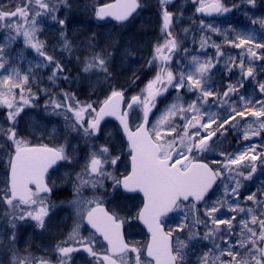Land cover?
I'll use <instances>...</instances> for the list:
<instances>
[{"label": "snow or ice", "instance_id": "obj_1", "mask_svg": "<svg viewBox=\"0 0 264 264\" xmlns=\"http://www.w3.org/2000/svg\"><path fill=\"white\" fill-rule=\"evenodd\" d=\"M172 2L158 0L164 40L154 46L149 66L157 62L159 70L140 94L126 99L124 89L109 85L105 98L94 104L81 102L72 93L52 94L44 90L49 94L46 110L50 108L53 114L65 118V143L49 146L32 143L20 135L19 118L36 98L32 92L36 79L33 69H48V80L53 84L60 79L68 80L65 67L49 54L46 43L39 38L40 24L48 17L61 26L63 50L71 52V42L64 35L66 21L58 19L56 0H21L22 6L13 0L11 8L7 0H0V28L8 32L5 44L11 45L22 37L38 57V62H29L28 70L21 72L13 66L5 44H0V107L6 109V126H0V158H6L4 179L0 181V218L7 224L5 247L10 253L9 264H51L50 260L31 253L21 255L16 248V229L25 221L45 228L50 210L55 207L49 199L53 193L49 171L58 162L72 163L69 152L76 149L67 141V135L72 133L85 141L89 151L82 171L76 173L73 199L68 202L74 209L71 233L55 246L58 264H71L72 254L80 251L88 255L89 264H264V192L260 196L250 193L244 202L240 199L244 182L252 180L258 167L264 169V146H259V151L255 144L235 152L220 151L218 156L222 159L210 162L205 157L206 153L217 152V133L223 137L229 131H239L242 140L249 141L264 132V82L256 81L259 98L241 92L249 78L255 81L256 64L264 61V42H257L253 35L247 34L225 38L224 43L241 50L238 58L226 59L227 71L237 69L240 79L227 84L222 92L214 87L211 74L225 53L222 45L210 43L209 37H200L199 50L211 46L216 50L215 57L202 58L184 48L191 59L187 66L174 72L171 63L181 50V42L173 35L174 18L179 17L169 11ZM59 3L67 6V0ZM194 3L198 5L195 11L201 14L230 10L219 0L211 5L204 0ZM247 3L254 5L255 0ZM140 8V0H114L100 7L96 16L125 22ZM260 23L264 25V20ZM199 28L201 32H220L203 20ZM110 60L111 53L105 50L92 52L83 61L82 72L89 77L95 75L97 82L101 77L107 82L111 79ZM260 67L264 71V64ZM169 88L178 93L176 100L150 127V114L157 99ZM181 90L195 93V99L185 104L179 95ZM210 98L213 105H209ZM213 106L217 111L209 110ZM106 117L119 121L127 139L130 159L127 174H116L121 157L113 154L107 142H96L103 134L102 122ZM177 117L182 126L176 124ZM248 117L253 119L248 121ZM106 182H110L111 193ZM216 189L221 191L217 193ZM85 190H101L107 195L120 190L142 193L143 202L136 219L147 226L150 241L143 248L127 242L123 235L125 220L119 212L106 207L108 201L103 196L85 197ZM247 201L252 202L251 206H247ZM224 210L233 215L225 217ZM171 213L178 215L180 223L166 231L164 218ZM84 224L92 230L89 236L81 234ZM234 228L239 231L234 233ZM177 232L185 233V239L176 237L174 243ZM193 255L195 261L190 259Z\"/></svg>", "mask_w": 264, "mask_h": 264}, {"label": "rangeland", "instance_id": "obj_2", "mask_svg": "<svg viewBox=\"0 0 264 264\" xmlns=\"http://www.w3.org/2000/svg\"><path fill=\"white\" fill-rule=\"evenodd\" d=\"M76 0L72 2V4L76 5ZM108 2L110 0H92L90 3H86V6L83 5V10L88 9L89 11H95L96 7L99 5L100 2ZM15 4L22 6L21 0H14ZM58 9H63L60 6L59 0H56ZM141 6L142 11H146V7L156 6L157 11L155 13L160 16L161 19V13L159 9V5L155 2H158V0H147L146 2L144 0H141ZM205 4L207 3V0H204ZM8 7L13 6V0H7ZM78 4V3H77ZM172 5L174 7L172 8L173 11H175V17H179V19L174 18L173 22V35L177 37V39L181 42V50H179L172 59V70L174 72H177L180 70V68L187 66L188 61L191 59V56L188 53H185L183 51L184 48H187L189 50V53L192 55H200L202 58L207 57H215L216 50L215 48L211 46H206L204 51L199 50V39L201 36L209 37L210 43L215 42L216 39L225 41V38L227 39H233V36L240 35V34H247V35H253L257 42H264V25L260 23L261 20H264V1L255 0V4H248L247 0H223V5L228 7L230 10L227 13H224L220 19L215 20L213 22H204L205 24H213L215 27L220 29L219 33H213L210 30H205L201 32L199 26L200 23H194L192 21V12H195V8L198 6L194 3V0H173ZM65 10V9H63ZM171 10V9H170ZM68 11V10H66ZM68 14V12H66ZM145 13H143L144 15ZM142 17V16H141ZM15 19V18H14ZM255 20L256 23H252V21ZM75 21V20H74ZM73 21V22H74ZM162 22V19H161ZM105 25L101 26L102 28L98 31V38L95 42L93 38L96 37L97 33L92 34L93 38H88L91 41L92 47H89V44L86 43L85 46L75 47L72 45V51L66 52L63 50L62 44V37L61 32H58L59 28L54 26L52 29H47L50 32L46 33L42 30V26H40L41 31L39 33L40 40L44 41L46 43L47 51L50 55H54L56 59L65 67V74L68 76V80L60 79L53 84L52 81L48 80V76L50 75V71L48 69H33V71L36 72V79L33 87H36V89L32 90L33 93H35L36 98L32 101L31 107H26L24 112L21 113V116L19 118V126H18V133L22 135L25 139L29 140L32 143H46L50 146H57L59 144L65 143V118L63 116L55 115L51 112V109L48 108L46 110V104L49 100V94L46 93L44 90H49L52 94H59L61 92H68L75 95L76 99H78L81 102H88V103H94L101 101L105 98V93L108 89L107 82L103 80V77L100 78L99 82H97V78L95 75H91L90 77L87 76L82 72L83 68V61L90 56L92 52H100L101 50H105L108 53H111V60L109 64L112 66L115 62L119 63L121 60L122 62L126 59V56L128 57V60L131 55L129 53H126L124 50V47H122L123 43L119 42V36L121 31L126 32H132V30L124 29L119 30L116 27L112 26L109 23H104ZM151 25L156 26L155 21H150ZM193 26V27H192ZM151 28V27H150ZM149 28V29H150ZM154 27H152L153 30ZM224 28V31H221ZM86 29V26L84 30ZM148 27L144 29L139 30H147ZM184 29H188V32L185 33ZM46 30V31H47ZM67 34H71V37H75V39H79L80 35L77 34V30L75 29H67ZM162 33V38H160L156 44H162L164 40V34ZM115 36H114V35ZM8 35L7 29L0 28V44H5V38ZM14 35V34H13ZM65 35V34H64ZM84 35V34H82ZM94 35V36H93ZM67 39L68 35H65ZM195 39L196 43H193V40ZM70 41V40H69ZM228 47H222V50L225 53L224 57L220 58V63L217 64L216 68L212 70V79L214 82V87L219 91H224L225 87L229 83H235L238 79H240V75L237 69L233 68L232 73H229L226 68V59L228 56H231V53L234 52L235 57L238 58V53H240V49H235L231 45L224 43ZM5 51L11 53L10 59L14 61L13 66L17 67L21 70V72H26L29 67V62L36 63L38 62V57L34 53V51L30 48H28L24 42L22 37H17L14 43L11 45L5 44ZM130 51V49H129ZM232 51V52H229ZM120 52L124 53L122 55V58L120 57ZM131 52V51H130ZM131 54V53H130ZM153 71L154 76L152 79H154L156 72L159 70L158 63L153 62ZM264 64V61H259L256 64V77L255 81H253L251 78L245 82L244 88L241 89V92H243L245 95H251L253 99L259 98V93L253 91L252 87H256V81L264 82V71H262L260 65ZM72 76L70 77V75ZM151 79V80H152ZM62 81L64 82L62 85ZM248 82V83H247ZM35 85V86H34ZM145 88V86L141 89H139L138 94L141 93V91ZM18 91V90H17ZM178 93L176 90L169 88L168 92L165 93L163 96L159 97L156 102V108L153 111V119L151 122V125L156 122V120L164 113L165 109L172 103L175 102L176 97ZM180 96H183L184 103L187 104L195 99V93H188L185 90H181L179 92ZM92 97V98H91ZM95 97L97 100L93 99ZM57 99H60L59 95H56ZM91 98V99H89ZM102 98V99H101ZM40 100H44V102H40ZM209 105H213V100L209 99ZM211 111H217L215 106H213ZM5 116H6V109L3 107H0V126H6L5 125ZM253 118L248 117V121H251ZM139 121H136L138 123ZM176 124L182 126V121L177 117L176 118ZM235 123V122H234ZM244 122L241 121V125ZM151 127V126H150ZM215 127V126H213ZM239 127V126H238ZM110 129L111 125H106L103 130V135L100 137L97 143L103 144L105 137L107 138L110 136ZM179 131V128H178ZM230 136H227V138L222 137V140L218 142L219 145L217 152H210L206 153L205 157H210L217 155L220 151H227V152H235L238 149L243 150L246 146L255 144L258 146L257 151L260 150L259 146H264V143H261L260 140H264V132L261 133L260 136L253 137L249 141H243L242 140V133L239 131H230ZM226 139V141L224 140ZM234 140L237 141L239 146L234 145V147L231 149V141ZM67 141L69 145L75 146V152H69V155L73 157L72 163L69 164L72 171L81 172L83 168V164L86 162L85 158L87 156V153L89 151V146L85 148L84 152V160L79 164L80 160L76 158L74 155H80L79 152L82 142L78 141V136L75 133L68 134L67 135ZM2 142V141H0ZM85 143V142H84ZM6 158H0V166L5 162ZM78 161V163H77ZM127 168V164L123 163V168L120 170V172L117 175L123 174ZM1 169V167H0ZM66 174V171L64 172ZM264 173V169L262 170V173ZM264 175V174H263ZM4 179V172L3 169L0 170V181ZM62 181V179H61ZM54 182H56V186H60L61 183H57V178L54 179ZM259 187V193L261 195V192H264V182L260 183ZM70 192H66V194H61V196H70L73 199V188H70ZM242 190V189H241ZM221 191V190H220ZM91 190H86L83 192V195L86 197L88 194H91ZM243 193V192H242ZM244 194V193H243ZM137 200H130V203H136ZM138 204L140 202L138 201ZM137 204V207H138ZM122 207H125V204H122ZM121 207V208H122ZM74 212V209H73ZM176 221H178V224L180 223V218L178 215H174L171 220L169 221V227L176 226ZM23 228V223L18 224L16 229V235H18ZM234 233L238 232L239 230L234 228ZM0 233H5L3 235H0V241H3V244H0V261L5 264L7 261H5V250L4 246L7 244V224L6 220L3 218H0ZM181 234V233H180ZM178 234V237L180 236ZM175 235V233H174ZM185 235V233H183ZM175 237V236H174ZM183 240V238H179ZM18 243V240H17ZM16 243V248H17ZM207 243V242H204ZM4 245V246H3ZM134 245L140 247L142 245V241H137L134 243ZM10 247V246H8ZM7 254L9 255L8 251ZM6 254V255H7ZM142 258V257H141ZM9 264V259H7ZM143 260V259H142ZM193 260V259H191Z\"/></svg>", "mask_w": 264, "mask_h": 264}, {"label": "flooded vegetation", "instance_id": "obj_3", "mask_svg": "<svg viewBox=\"0 0 264 264\" xmlns=\"http://www.w3.org/2000/svg\"><path fill=\"white\" fill-rule=\"evenodd\" d=\"M209 2H215V0H207V3ZM219 2L223 4V0H219ZM192 18H196L194 14L192 15ZM116 133V142L114 141V137L111 135L104 139V143L107 142L108 147L113 150L114 155H119L121 157L120 161L116 165V169L118 170L116 171V174H118L123 168V163L127 164L125 172L123 174H120L124 175L127 174L130 169L129 158L127 155V150L125 148V139L118 130L116 131ZM217 136L219 137V139L216 140L217 142H219L222 137L219 133H217ZM260 142L264 143V140H260ZM230 143L231 149L234 147V145L239 146L241 144H238L237 141L235 142L234 140H232ZM4 169L5 162L3 163V172ZM65 171L66 174L64 173ZM76 173V171L71 170V167L68 162H63L59 167L49 172L50 186H53V193L49 199L55 204V207L50 210V214L48 219L46 220L44 229L37 228L35 226V222L33 221H25L20 223H23V228L21 229L20 233L16 236L18 240L17 249L19 250V253L21 255H27L31 253L35 257H42L50 260L51 264H58V257L55 252V246L58 243L67 239V237L71 233L74 223L73 207L68 203L72 199L71 195H66L63 197L61 196V194H66V192H70V188H73ZM261 173L262 169L259 170L258 167L257 172L253 176L252 180L244 182V187L241 190V193L243 192L244 194L242 193L240 197L242 202H244V197L250 193L255 192L258 196H260L259 185L261 182V175L263 177V174ZM56 178L57 183H61L60 186H56V182H54V179ZM106 186L108 187L109 193H111L110 182H106ZM216 191L217 193L220 192L219 189H216ZM93 195L103 196V198L108 201L105 206L109 209H116L119 212L121 218L125 220V223L123 225V233L127 242L134 245L135 242L142 241V245L140 246L141 248H143V246L149 242L148 235L138 225L136 219V205L134 203H130V200H132L134 196L125 195L122 193L121 190L116 193H112L111 195H107L101 190H97L96 192L92 191V193L88 194L86 197H91ZM213 198L215 199V197ZM123 203L125 204V207H122ZM245 203L247 204V206H251L252 204V202L250 201H247ZM174 215L176 214H173L171 217H168L164 220V226L166 228V231L168 230V228H170L168 223L171 220L170 218H172ZM231 215H233V213L224 210L225 217ZM237 219L239 220L240 217L238 216ZM177 225L178 221H176V226ZM176 226L172 228H175ZM91 231L92 230L87 224H84L81 228V234L84 236H89L91 234ZM180 233L181 232L175 233V237H173L174 243L176 241V237H178V234ZM179 238L185 239V235L181 233ZM201 248H203V244L201 245ZM4 249H6L5 246ZM6 254L7 250H5L4 255L6 257L5 261L8 262L7 259L10 258V253L9 255ZM142 259H144L143 255ZM190 259H193L192 261H195L196 256L193 255ZM89 261L90 258L83 251L75 252L72 254L71 264H89ZM7 262L5 264H7ZM0 264H3V262L0 261Z\"/></svg>", "mask_w": 264, "mask_h": 264}, {"label": "trees", "instance_id": "obj_4", "mask_svg": "<svg viewBox=\"0 0 264 264\" xmlns=\"http://www.w3.org/2000/svg\"><path fill=\"white\" fill-rule=\"evenodd\" d=\"M61 5V4H60ZM83 11V12H82ZM70 14H66L64 16L62 12L60 11L58 15V19H64L66 21L65 24H67L68 20L74 21L75 24V30L77 31V34H80V37L78 39V43L81 46H85L86 43L89 45L91 44V41L88 38H93L92 34L97 33L96 37L93 38L95 42L98 38V34L102 27L97 28L93 26V20L91 18H87L86 16V10L84 12L82 6H75L71 3V9ZM72 12V14H71ZM82 12V15L80 14ZM88 14V13H87ZM43 19V22H53V25H56L58 23L54 21H49L47 17ZM149 22V21H148ZM145 19L142 22H136L134 24H129L125 26V28L117 27V29L124 30V29H131L132 32H126L121 31L119 42L123 43L122 47H124V50L126 53H129L132 57L128 60V57L126 56V59L122 62V60L117 63L115 62L112 66H110L109 71L111 72V79L107 81L108 89L105 93V95L108 94L109 91V85L115 86L116 88L120 89H128V94H138L139 89L143 88L154 76L153 71V64L149 66V61L152 60L154 46L157 45L156 42L162 38V29L159 23V26L156 24V26L151 25L150 22L148 23ZM86 26V29L84 30ZM88 26V27H87ZM148 27L147 30H139L144 29ZM151 27V28H150ZM152 27L153 30H152ZM150 28V29H149ZM224 31V28L221 30ZM84 34V35H82ZM114 35V34H113ZM94 36V35H93ZM115 36V35H114ZM235 37V36H233ZM73 38V37H72ZM74 39V38H73ZM232 39V38H231ZM216 44H221L222 47H228L224 44L222 40L216 39ZM130 49V51H129ZM232 52V51H229ZM131 53V54H130ZM124 53L120 52L119 59L122 58V55ZM232 57H235L234 52L231 53ZM31 80V77H30ZM62 81V85H63ZM35 86V85H34ZM131 86V87H130ZM36 89V87H33L32 90ZM92 98V97H91ZM89 98V99H91ZM102 99V98H101ZM40 102H44V100H40Z\"/></svg>", "mask_w": 264, "mask_h": 264}, {"label": "water", "instance_id": "obj_5", "mask_svg": "<svg viewBox=\"0 0 264 264\" xmlns=\"http://www.w3.org/2000/svg\"><path fill=\"white\" fill-rule=\"evenodd\" d=\"M212 4V3H211ZM211 4H208V5H211ZM104 6V5H103ZM103 6H101V7H103ZM100 8V7H99ZM136 13H134L133 14V16L135 15ZM198 14V16L199 17H206V18H210V17H215V16H218V15H220L221 13H211V14H207V13H205V14H201V13H197ZM132 18V17H131ZM130 18V19H131ZM100 19V18H99ZM129 19V20H130ZM101 20H103V21H106V20H111V21H113V22H115V23H118V24H124V23H126V22H128V21H125V22H120V21H116L114 18H112V17H105V18H103V19H101ZM151 117H152V113L150 114V122H151ZM107 120H112V121H114V122H116L117 123V125L120 127V129H121V126L119 125V121H117L116 119H115V117H106L105 118V121L104 122H102V125H103V123H105ZM149 126H150V123H149ZM121 131H122V129H121ZM126 138V137H125ZM126 141H127V139H126ZM128 143V142H127ZM58 163H60V162H58ZM58 163L56 164V165H58ZM55 165V166H56ZM54 166V167H55ZM128 194H138V195H140L141 197H142V193H128ZM172 214V213H171ZM171 214H169V215H171ZM168 215V216H169ZM139 223L141 224V226L148 232V229H147V226L146 225H144L143 224V222L142 221H140L139 220ZM148 234L150 235V233L148 232Z\"/></svg>", "mask_w": 264, "mask_h": 264}, {"label": "bare ground", "instance_id": "obj_6", "mask_svg": "<svg viewBox=\"0 0 264 264\" xmlns=\"http://www.w3.org/2000/svg\"><path fill=\"white\" fill-rule=\"evenodd\" d=\"M67 24H68V29H70V30H72V29H74L75 28V24H74V22L72 21V20H68V22H67ZM78 31V30H77ZM78 43V42H77ZM72 45L73 46H75V47H80L81 45L80 44H77L76 45V43L75 42H73L72 44H71V47H72ZM72 76V74L70 75V77Z\"/></svg>", "mask_w": 264, "mask_h": 264}]
</instances>
